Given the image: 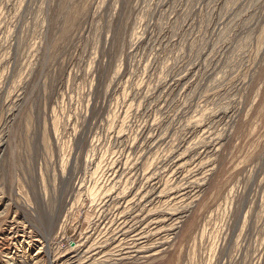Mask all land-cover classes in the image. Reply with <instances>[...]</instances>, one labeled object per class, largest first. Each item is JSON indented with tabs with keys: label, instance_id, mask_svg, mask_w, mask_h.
Segmentation results:
<instances>
[{
	"label": "rangeland",
	"instance_id": "374dc122",
	"mask_svg": "<svg viewBox=\"0 0 264 264\" xmlns=\"http://www.w3.org/2000/svg\"><path fill=\"white\" fill-rule=\"evenodd\" d=\"M0 264H264V0H0Z\"/></svg>",
	"mask_w": 264,
	"mask_h": 264
}]
</instances>
